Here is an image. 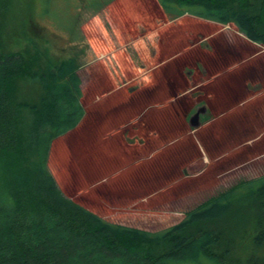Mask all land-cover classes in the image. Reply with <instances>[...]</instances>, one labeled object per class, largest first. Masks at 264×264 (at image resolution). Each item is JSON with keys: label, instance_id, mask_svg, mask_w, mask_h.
<instances>
[{"label": "rangeland", "instance_id": "rangeland-1", "mask_svg": "<svg viewBox=\"0 0 264 264\" xmlns=\"http://www.w3.org/2000/svg\"><path fill=\"white\" fill-rule=\"evenodd\" d=\"M12 2L6 15L4 43L10 52L22 53L29 60L37 58L39 67H34L35 71L48 69L50 62L47 59H51L54 65L58 64L69 55L72 48H78L83 52L82 69L78 75L82 81L81 103L86 114L75 130L53 143L48 163L51 174L67 198L110 224L158 234L180 224L187 214L213 197L242 182L264 176L262 149L264 143L256 147L251 146L240 154L244 159H238L235 155L226 157L219 165L210 166L209 171L200 179L191 177L200 173L202 171L200 168L191 173L187 166H183L180 175L186 177L183 182H177L181 163L197 157L194 150L188 149L189 145L184 150H191V154L181 156L178 147L169 154L166 164L157 155L152 158L156 161L154 164L148 163L151 160L150 155L163 148L169 140L180 138L186 131H194L190 126V118L197 110L192 111L189 119L183 112L177 110L168 116H165L164 112L154 113L150 106L157 105L158 102L150 100L156 93L148 91L151 86L148 88L145 83H138L139 81L129 85L116 84L113 78L115 74L112 77L109 74L111 69L109 57L104 56L102 60H98L102 58L101 53H95L93 48L110 44L112 50L120 51L119 56H122L124 51L125 64L134 61L133 65L138 69L142 67L148 69L155 60L150 61L149 58L153 44V39L149 40V37L155 35V44L164 45L162 35L159 36L161 33H155L161 28H168L165 31L170 30L171 33L167 37H172L173 40L179 38L178 42L182 40L181 48L196 46L185 56L187 70L194 69L195 73L199 74V70L210 68L203 79H210L213 74L215 76L221 74L220 83L225 82L226 85L222 88L227 89L228 79L231 81L229 78L231 74L227 71L264 49L263 46L251 42L234 24L222 25L188 14L174 19L163 9L160 0ZM168 26H172V29ZM41 38H44V43ZM174 45L175 43L172 44L173 47ZM48 48L51 49L52 56ZM167 55H170V52H167ZM254 60L256 61L246 75L256 80L261 91L264 84L261 67L264 65L257 57ZM91 61V69H85V65ZM103 63L108 64L106 65L108 67ZM113 66L118 68L119 62L116 63L114 60ZM114 68L111 71L114 72ZM90 76L93 79L90 80ZM196 76L194 79L199 77ZM234 79L239 82L241 76L236 75ZM193 84L196 82L190 81L188 85H181L177 88V94L183 93L184 89L191 88ZM19 85L20 100L32 104L38 101L41 85L29 77L21 80ZM131 88L140 92V97L136 98L137 101L139 99L138 104L133 103L129 99L130 96L127 97L118 91L124 89L122 92L128 94ZM163 90L164 88L160 87L158 94L163 93ZM206 91L212 92L211 88ZM196 94V92L190 94L189 98L193 101L197 97ZM105 95L109 97H104ZM188 100L185 107L182 102H178L177 109L180 110L182 104L183 108L190 110L191 100ZM261 100L263 101L248 105L240 113L222 123L218 120L213 123L214 126L202 127L196 136L202 140V136L208 132L204 137L205 143L214 146L213 151L220 153L229 151L228 146L237 145L236 143L245 137L254 138L261 134L263 130L260 132L259 128L264 126V95ZM204 103L207 107L212 105L210 99ZM133 115H140V118H136L138 123L135 120V124L128 125L125 130L123 126L131 123L130 117ZM128 116L130 117L127 118ZM202 118H206V121L214 119L212 112ZM217 122L220 124L217 125ZM151 123L158 129L172 124L171 133L166 131L167 128L163 130L167 134L160 129L162 133L159 137ZM201 124L204 125L202 122ZM107 127L110 132H103ZM215 129L216 133L209 134ZM107 134L113 136V139L107 140L108 142L103 141ZM157 152L156 154H161ZM207 154L211 155L208 150ZM130 159L140 164L135 167L138 169L131 171L133 169L129 166ZM204 166H209V162L201 166V169H204ZM231 225L230 222L223 224L225 228ZM239 228L237 234L235 229L230 230V235L226 239L229 241L227 248L230 249V253L225 256V264H264L263 232L255 229L253 225L246 226L243 223Z\"/></svg>", "mask_w": 264, "mask_h": 264}, {"label": "trees", "instance_id": "trees-1", "mask_svg": "<svg viewBox=\"0 0 264 264\" xmlns=\"http://www.w3.org/2000/svg\"><path fill=\"white\" fill-rule=\"evenodd\" d=\"M12 1L0 0V264H225L230 230L239 233L243 223L264 235V176L213 197L158 234L110 224L67 198L48 163L53 143L86 114L78 75L83 52L72 48L58 64L47 59L49 68L35 71L37 58L10 52L4 43ZM160 3L174 19L188 14L234 24L264 47V0ZM28 77L41 85L33 104L18 95Z\"/></svg>", "mask_w": 264, "mask_h": 264}, {"label": "crops", "instance_id": "crops-1", "mask_svg": "<svg viewBox=\"0 0 264 264\" xmlns=\"http://www.w3.org/2000/svg\"><path fill=\"white\" fill-rule=\"evenodd\" d=\"M169 25V24H168ZM169 27V26H168ZM172 26L169 27V29ZM168 28H161L158 32H154L155 34H159L162 35L163 39H164V45L160 44V45H156L154 42V39L156 38L155 35H152L151 37H149V40L153 39V44L151 46L150 49V61H152V66L149 67L148 69H145V67L139 68L135 65H133V62L131 64H125V54L123 51V55L119 56V52L120 51H114L112 50V46L109 44H102L100 45V47H93L95 53H101L102 58H98V60H102L103 57H109L108 60L111 64V69H110V75L111 77L113 76V74H115V76H113L114 78V82L117 83H122L123 85H129L131 83H145L146 86H148L149 88V92H156L154 93V95H152V97L150 98L151 101L153 102H158L157 105H153L150 106V108L152 107L153 112H164L165 116H168L169 113L171 114L173 111H181L185 114V117H188L190 114L192 113V111L195 110H199L202 107H206L207 112L206 114L209 115V112H212L213 114V118L214 119H210L208 121L202 122V118H201V122L204 124L198 129H194V131L191 132H183L184 134H182V136L178 139L173 140H169L168 143H166L163 148L157 150L159 151V153L161 154H156L158 153L157 151L154 152L152 155H150L151 160H149L148 163H153L156 161H153L152 158L155 157H161L160 159L162 161H164V163L166 164L169 158V154L175 150L176 148H180V152H181V156L184 154H191V150H194V155L196 158L191 159L190 161H187L188 159H186V161L184 163H181L180 169H179V179L177 180V182H183L184 179H186V177H181V173H182V168L183 166H187L189 171L191 173H193V170H196L197 168H200V173L191 176V177H195L197 179H200L204 173L206 171H209V167L210 166H214V165H219L222 161H224L226 159V157H230V156H237L238 159H244L240 156V154L244 153L245 151H247V149H250L251 146L256 147L258 145H261L264 143V126H262L261 128H259L261 134H258L257 136H255L254 138L249 137V139H246V137L244 139H242L240 142L236 143L237 145H230L227 148L230 149L229 151L225 152V153H220L219 151H213L215 150L213 147H211L210 145H207L205 143L204 137L207 133H205L202 136V140H199L198 137L196 136V134L198 133V131H200V129H202V127H207L209 125H215L213 124L214 122L220 120L219 122L222 123L228 119H230L231 117H233L234 115L238 114L241 112V110L245 109L248 105L250 104H255L258 101H263L261 100V97L264 95V84H263V90L260 91L259 87L257 86L258 83H256V80H252L250 77H248L247 71L250 69V67L254 64V62L256 60L255 57L258 58V60H261L263 62L264 65V49L260 52L257 53L255 56H250L247 57V59H244L241 63H238L237 65L235 64L232 68L229 69V71H227V73H230V77L231 81H229V87H227V89L222 88L224 87L225 82L224 83H220V77L222 76L221 74L215 76L214 74L212 76H210V79H203L205 74L207 73L206 71H210V68H204V72L199 70V74L195 73L194 69H188L187 70V66L185 65V56L187 53H189L190 50L195 49L196 46L190 47L188 48L187 46L184 48H181L182 46H180L181 41H179V38L176 40H173L172 37H167V35H169L171 32L170 30H166ZM153 33V34H154ZM179 36V35H178ZM110 40L112 38H109ZM113 40V39H112ZM111 42V41H109ZM177 42V43H176ZM175 43L174 47L172 46V44ZM177 44V45H176ZM168 50H167V49ZM124 49V48H121ZM146 51V50H145ZM105 52V53H104ZM167 52H170V55H167ZM105 54V55H102ZM152 54V56H151ZM147 55V56H148ZM243 56V55H242ZM129 57V56H128ZM260 57V58H259ZM114 60L116 63L119 62L118 68H114ZM257 60V61H258ZM103 65H108V64H104ZM92 67V61L88 64L85 65V69H91ZM108 67V66H106ZM112 68H114V72L111 71ZM261 73L262 76L264 78V66L261 67ZM109 75V76H110ZM196 75H199L198 78L194 79V77H197ZM241 76L240 81L238 82L237 80L234 79V76ZM208 76V75H206ZM192 78V79H191ZM93 79L92 76H90V80ZM123 79H125V81L123 82ZM182 79H186V80H182ZM128 80V81H127ZM264 80V79H263ZM127 81V82H126ZM190 81H195L196 84H193V86L190 87H186L187 89H184L183 93L177 94V88H179L181 85H188L190 84ZM125 87V86H124ZM160 87H163V93L158 94V92L160 91ZM217 87V88H216ZM258 87V89H256ZM123 88V87H122ZM212 90L211 93L207 92L206 89H210ZM216 88V89H215ZM256 89V90H255ZM121 90V92H120ZM124 89H118L119 93L121 94H126L127 97H129L130 100L133 101V103L138 104L139 103V99L137 101L136 98L140 97V92L131 88L130 93H126V92H122ZM171 91L176 92L174 95L170 94ZM197 93V97L196 99H194L193 101L189 98L190 94L192 93ZM130 94V95H129ZM239 96L238 98L235 96ZM108 95H105L104 97H107ZM109 97V96H108ZM237 98V100H236ZM103 99V98H99ZM106 99V98H105ZM187 99H189L188 101L191 100L190 103V110L183 108V106H187V104L185 103L187 101ZM210 99L212 101V108L211 106L205 105L204 102H207V100ZM236 100V101H235ZM178 102H182L183 106L181 104L180 106V110H178ZM173 105L174 108H173ZM136 106V105H135ZM134 106V107H135ZM199 106V107H198ZM157 107V108H156ZM178 108V109H177ZM203 115L204 117L206 116ZM130 116H128L127 118H129ZM135 117V119H134ZM140 118V115H133V117L131 116L130 118H132L131 123H127L126 125H124V129L127 130L128 125L132 124V126L135 124V120L138 123L136 118ZM126 118V117H125ZM124 118V119H125ZM191 119V118H190ZM217 122L219 125L220 123ZM153 123V122H152ZM150 124L151 127H153V129H155V132H157L159 134V137H161V133L162 131L166 129V131L170 134L171 133V127L172 124H167L163 129H158L156 127V125L154 124ZM212 126V127H213ZM139 127V126H138ZM137 127V128H138ZM218 127V126H217ZM136 128V129H137ZM110 129L104 128L103 132H110ZM258 130V131H259ZM166 131H163V133ZM138 132V131H136ZM217 130H211L209 132L210 133H216ZM259 132V133H260ZM120 133V132H118ZM124 133V132H122ZM167 134V133H166ZM136 137V136H135ZM200 137V135H199ZM109 139H113V136H106L105 140L108 142L107 140ZM131 141H134L133 138H130ZM161 139V138H160ZM172 139V137H171ZM150 142L152 140H149ZM133 143V142H132ZM179 143L177 146L176 144ZM107 144V143H106ZM118 144V143H117ZM103 145V144H102ZM189 145L188 149L191 150H184L186 149V147ZM181 148L183 151H181ZM232 148V149H231ZM261 149V148H260ZM264 149V148H262ZM207 150L209 151V153L211 155L207 154ZM236 151V152H235ZM238 151V152H237ZM157 155V156H156ZM204 155V157H203ZM193 157V155H191ZM211 156V157H210ZM248 156V155H247ZM246 156V157H247ZM168 157V158H167ZM190 157V156H188ZM191 157V158H192ZM198 157L200 158V160H198ZM149 158V159H150ZM167 158V159H166ZM212 159V161L210 162V159ZM159 159V158H158ZM160 160V161H161ZM139 162V161H138ZM209 162V166H204V169H201L203 165L207 164ZM129 163H131L129 166L133 169L131 171H134L135 167L140 166V164H136L133 159H130ZM138 165V166H137ZM215 167V166H214ZM185 170V167H184ZM188 178V176H187ZM172 179V178H171ZM176 181V180H173Z\"/></svg>", "mask_w": 264, "mask_h": 264}, {"label": "water", "instance_id": "water-1", "mask_svg": "<svg viewBox=\"0 0 264 264\" xmlns=\"http://www.w3.org/2000/svg\"><path fill=\"white\" fill-rule=\"evenodd\" d=\"M207 112L206 107L200 108L194 116L190 119V126L194 129H198L201 127V117L205 115Z\"/></svg>", "mask_w": 264, "mask_h": 264}, {"label": "flooded vegetation", "instance_id": "flooded-vegetation-1", "mask_svg": "<svg viewBox=\"0 0 264 264\" xmlns=\"http://www.w3.org/2000/svg\"><path fill=\"white\" fill-rule=\"evenodd\" d=\"M197 111H198V110H197ZM197 111H196V112H197ZM194 115H195V114H194ZM201 118H202V117H201Z\"/></svg>", "mask_w": 264, "mask_h": 264}]
</instances>
